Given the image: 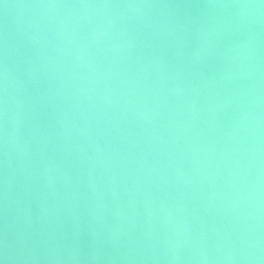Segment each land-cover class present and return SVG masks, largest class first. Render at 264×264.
Returning <instances> with one entry per match:
<instances>
[{
	"label": "water",
	"instance_id": "water-1",
	"mask_svg": "<svg viewBox=\"0 0 264 264\" xmlns=\"http://www.w3.org/2000/svg\"><path fill=\"white\" fill-rule=\"evenodd\" d=\"M3 264H264V0H0Z\"/></svg>",
	"mask_w": 264,
	"mask_h": 264
},
{
	"label": "clouds",
	"instance_id": "clouds-1",
	"mask_svg": "<svg viewBox=\"0 0 264 264\" xmlns=\"http://www.w3.org/2000/svg\"><path fill=\"white\" fill-rule=\"evenodd\" d=\"M0 264H3V262H2V261H0Z\"/></svg>",
	"mask_w": 264,
	"mask_h": 264
}]
</instances>
